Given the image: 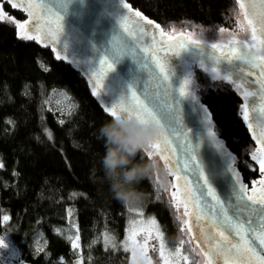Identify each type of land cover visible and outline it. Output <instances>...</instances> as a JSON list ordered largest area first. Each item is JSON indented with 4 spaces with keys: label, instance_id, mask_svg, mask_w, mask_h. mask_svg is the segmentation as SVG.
I'll return each instance as SVG.
<instances>
[{
    "label": "trees",
    "instance_id": "trees-1",
    "mask_svg": "<svg viewBox=\"0 0 264 264\" xmlns=\"http://www.w3.org/2000/svg\"><path fill=\"white\" fill-rule=\"evenodd\" d=\"M124 1L163 30L233 29L240 15L237 0ZM3 6L8 14L26 19L23 11ZM211 75L197 68L191 89L206 107L216 138L231 155L242 181L251 188V181L259 177L258 165L250 158L258 145L242 119V97L228 82ZM52 91L62 92L73 103L63 119L46 107ZM112 118L70 62L57 59L51 47L37 40L19 39L14 25L0 21V163L4 165L0 217H10L0 221V235L7 234L20 264H76L77 259L81 264H129L128 251L101 241L103 234L120 239L128 217V206L114 199L109 184L102 182L105 148L97 134ZM150 160L145 151L138 152L137 162ZM136 188L143 193L141 210L157 219L165 246L181 247L187 257L183 264H205L187 226L181 231L186 218L172 206L169 191L155 182V172ZM71 220L75 238L79 235L76 249L58 230ZM37 234L45 252L33 256L29 246Z\"/></svg>",
    "mask_w": 264,
    "mask_h": 264
},
{
    "label": "snow or ice",
    "instance_id": "snow-or-ice-1",
    "mask_svg": "<svg viewBox=\"0 0 264 264\" xmlns=\"http://www.w3.org/2000/svg\"><path fill=\"white\" fill-rule=\"evenodd\" d=\"M66 2L70 3V0H66ZM121 2L123 3V0ZM237 2L243 12L245 7L244 3L242 0H237ZM5 3L13 9L26 12L29 19L23 22L16 20L15 17L5 12L3 7ZM261 4L264 5V0H261ZM37 6L34 0H0V21H7L9 24L14 25L19 39L37 40V42H40L37 36L32 35L26 30L27 25L35 15L34 9ZM123 7L131 11L127 3H123ZM134 15L144 20L146 25L156 30L151 39L156 43V35H159L161 37L159 41L160 48L145 47L140 49L143 53H150V60L146 61L143 65L144 68L149 70V80L142 89H135L132 84H128L127 92L130 93V101L126 102L127 97L125 96L121 98L119 104L114 103L111 106H106L104 111L111 117H120L123 114V116L129 119L135 118L145 124L155 123L159 125L161 128L159 137L148 145L144 151L149 158L158 156L165 163L169 174L175 177L176 181L184 180L185 177L177 175L171 168V155H174L177 151L173 147V138L179 136L184 137L182 143L188 145L186 151L188 159L184 162V168L186 171L191 169L193 173L198 175L192 187L188 186L192 185L193 182L191 180L185 181V187L183 189L176 183L173 184L172 187L175 190L171 191L172 206L177 211L183 206L184 217L192 215L191 208L194 207L196 209L195 219L197 224L199 225L203 222L208 224L206 232L203 228L201 229V234L204 236L203 241L196 245L200 249L199 254L205 258V264H264V232L257 233L253 227L257 224V217H260L259 223L264 224V126L260 127L259 135H257L253 129V124L248 122L249 111L247 104H241L242 119L246 123L249 132H251L253 139L259 145L251 153L250 157L251 161L258 165L259 177L251 181V188H249L242 181L237 169L230 165L228 170L232 178V199L234 201V204L230 205L226 200L222 199L221 194H218L217 188L213 186V175L206 173L203 162L198 160V156L195 154V147L191 145V141L189 140V134L192 130L180 128L183 122L180 118L179 106L182 99H186L196 103L198 111L203 113L204 121L208 126V135L216 146L221 149L224 147L216 138L212 121L206 109L200 104L199 98L191 90L195 78L191 67L178 76V72L173 66L174 60L171 59L172 57L183 58V56L192 55L194 52L199 56H203V51H200L202 41L200 39H193L192 33L185 35V33L181 32L177 35L183 37V40L178 44L173 43L177 39V35L168 34L161 28V25L142 16V13L139 11H136ZM243 15L244 20L247 22V28L251 32V42L248 39L236 40L233 38L228 44L211 43L210 48L220 53V55L211 57L214 61V65L211 67L206 66L205 61L200 59L198 68L205 74L210 72L212 74L211 79L213 80L235 83L231 75H221L220 69L215 65H219L221 61H225L233 67L236 66L235 62L237 61L245 65H250L253 71L246 72V75L253 78L251 82L254 85H258L262 93L261 100H264V12L259 16V28L253 23L252 19H249L247 13H243ZM58 19H62V16L58 17ZM127 21L128 17H122L121 28L123 32L119 33L117 37H114L112 41L114 47L109 49L106 55L99 58L100 70L98 73L94 72L92 74L93 78L97 79V83L92 89L94 96H101V93L98 91L101 87L99 80H103L110 72H114V66L120 62L122 57L134 54L135 49H130L127 53L124 51L128 38L138 43L140 38L146 35L144 27L139 26V31H134L128 26ZM237 25L241 31H245L244 25L239 21H237ZM60 30L62 28L58 24L57 31ZM219 31L223 33L227 29L220 28ZM258 31L260 36L257 35ZM51 35L53 39L56 38L55 32L51 33ZM257 43L259 46H257ZM252 49L255 51H252ZM53 50L55 51V49ZM57 59H64V57L57 55ZM193 62L196 63L195 60ZM256 69H259V71H254ZM239 71L245 73V68L241 66L239 67ZM174 84H178V87L175 89L173 88ZM236 87L239 89L240 85H236ZM173 91L177 92L178 96L173 95ZM242 95L247 98L248 96L255 95V93L245 91ZM169 97H171L172 103L168 102ZM260 112L264 114V106L261 107ZM224 132L225 129L222 126L220 128L221 136H224ZM47 135L49 139H52L50 132H47ZM224 138L228 139L229 137L225 136ZM175 163L179 164L180 161L177 160ZM193 164L194 167H192ZM245 166L250 167L253 171L257 170L252 165L246 164ZM3 167L4 165L0 163V168ZM257 185L259 189H257ZM208 198H210L211 202H209ZM230 208L232 209L231 215L229 214ZM9 219L10 217L8 215L0 217V221L2 222H7ZM177 219H180V217L177 216ZM148 224L156 227L155 238L160 242L159 250L161 256H163V233L159 230L155 218H150ZM184 226H187V232L191 236L193 229L188 219L182 220V232L185 231ZM136 235V231L133 230L131 235L126 237L127 240L132 241L130 246L125 247V251H132L133 264H136L138 258L145 256L147 239L149 238L146 237L145 245L137 246L134 240ZM198 239L199 237H191V240ZM78 240L79 235L77 234L76 238L72 239L73 249L79 247ZM184 243V240L180 241L181 245ZM105 244L109 247L114 246L111 238L107 235L105 236ZM138 247L140 249L139 253ZM8 249L9 244L6 243L4 237H0V264H13L10 257L15 255V252L9 253ZM180 250L178 247L176 253H179ZM36 251L42 253L44 252V248L38 246ZM184 259L187 260V257H184ZM15 264H19V260L15 261ZM148 264H151L150 260ZM164 264H168V261L165 260Z\"/></svg>",
    "mask_w": 264,
    "mask_h": 264
},
{
    "label": "water",
    "instance_id": "water-1",
    "mask_svg": "<svg viewBox=\"0 0 264 264\" xmlns=\"http://www.w3.org/2000/svg\"><path fill=\"white\" fill-rule=\"evenodd\" d=\"M242 2L245 5V12L252 16L253 20L258 24L260 14L264 12V5L261 4V0H242ZM34 3L38 6L34 9L35 15L27 25L26 30L37 36L40 44L49 46L52 50L55 49L53 51L56 56L64 57L66 61L70 62L73 68L85 77L91 89L97 83V79L93 78L92 74L94 72L98 73L100 70L99 58L106 55L108 50L114 47L112 43L114 37L123 32L121 28L122 17H128V26L134 31L138 32L139 26L144 27L146 35L142 36L138 43L128 38L124 47L125 53L130 49H135L134 54L122 57L120 62L114 66L115 71L110 72L103 80H99L101 87L98 91L101 96L98 98L105 108L114 103L119 104L121 98L125 96L127 97L126 102L130 101V93L127 92L128 84H132L135 89H142L145 86L149 80V70L144 68L143 65L150 60V53H143L140 49L145 47L159 49L161 37L156 35V43H154L151 37L156 30L134 15L137 11L136 9L131 6H129L131 11L125 9L123 7V3H126L124 0L123 3L121 0H70V3H67L66 0H34ZM24 14L26 19H29L27 13L24 12ZM61 16L62 19H58ZM142 16L144 15L142 14ZM58 24L62 28L60 31H57ZM53 32L56 35L55 39L51 35ZM258 34L260 36L259 31ZM181 40H183V37L177 35V39L173 43L178 44ZM200 51H203V56H199L194 52L192 55L183 56V58H171L174 60L173 66L177 70L178 76L185 72L188 64L194 63V60L189 57L197 60L203 59L206 66L211 67L214 65L211 57L220 55V53H216L208 45H203L202 43ZM197 60H195L196 63L199 62ZM235 65L233 67L225 61H221L219 65L215 66L230 73L234 80H238L245 88L256 94L255 99L247 103L249 111L248 122L253 124V129L259 135L260 127L264 126V114L260 112L261 107L264 106V100H261L262 93L258 85H254L251 82L253 78L246 75V72L253 71L251 66L239 61L235 62ZM241 66L245 68V73L239 71ZM254 71L258 72L259 69ZM176 87H178V84L173 85L174 89ZM172 94L178 96L175 91ZM168 102L172 103L171 97L168 98ZM203 107L206 109L205 106ZM179 109L180 118L183 122L180 128L192 130L189 134V140L191 145L195 147V154L198 156V160L203 162L206 173L213 175V186L217 188L218 194H221L222 199L226 200L230 205L234 204L232 199V178L228 170L230 165L234 167L231 163V155L226 151L225 147L223 149L217 147L209 137L208 126L204 121L203 113L198 111L196 103L182 99ZM182 141H184L183 136L173 138V147L177 151L174 155H171V168L177 175L185 177L184 180L176 181L178 186L183 189L186 180L193 182L192 185H188L189 187L194 186L198 174L193 173L191 169L186 171L184 168V162L188 159L186 155L188 145L182 143ZM177 160L180 161L179 164L175 163ZM192 167H194V164ZM208 199L211 202L210 198ZM191 212L192 215L187 217V219L193 229L192 235L199 237L195 241L201 243L204 239L201 229L203 228L206 232L208 224L203 222L198 225L195 219L196 209L194 207L191 208ZM229 214H232L231 208L229 209ZM256 219L257 224L253 227L257 233L264 232V224L259 223L260 217Z\"/></svg>",
    "mask_w": 264,
    "mask_h": 264
},
{
    "label": "rangeland",
    "instance_id": "rangeland-1",
    "mask_svg": "<svg viewBox=\"0 0 264 264\" xmlns=\"http://www.w3.org/2000/svg\"><path fill=\"white\" fill-rule=\"evenodd\" d=\"M4 10L5 12H8L5 8ZM242 14L243 13L240 12L238 21L244 25L245 31H241L238 25L235 26L233 29H227V31L223 33H221L219 29L216 31H210V30H203L201 28H198L196 30H185L184 31V30L173 28V27L168 30H164V31L170 35H177L178 33H181V32L185 33V35H187L188 33H192L193 39H200L203 45H208V46H210L211 43L228 44V42L233 38H235L236 40L248 39L249 42H251V36L249 37L251 33L249 29L247 28L246 21L244 20V17ZM10 15L15 17L12 14ZM16 20L21 21V22L25 21V19H19V18H16ZM189 67H191V70L194 73V71L198 68V63H190L187 65V69ZM225 82H228L234 89H236V91L238 90L236 87L237 85L236 83H232L230 81H225ZM193 85L194 83L192 84V88H193ZM191 90L194 92L193 89ZM45 103L48 109L55 112L62 119L66 117L71 111V109L73 108V103L69 100V98L66 95H64L60 91H52ZM151 158L152 160L154 159L158 161L160 168L164 170V173L166 176V180L161 182L159 172H155V182L158 183L160 186L163 185V187L167 189V193L169 191L171 195V191L175 190L172 187L173 184L176 183L175 177L169 174L168 169L165 166V163L161 161L158 156H153ZM142 206H143L142 202H140L138 205L128 206V214H127L128 217H127L126 228H125L123 236L120 237V239H115L112 235L103 234L101 236V241L103 242V244L106 247H109L105 244V236L107 235L109 238H111L112 244H114V246L110 248H119V249L125 250V247L130 246L132 243V241L127 240L126 237L131 235V232L135 230L137 235L135 236L134 240L137 246L145 245L146 237H149L147 239L146 254L143 258H138L136 261V264H148L149 260L151 261V264H164L165 260L168 261V264L185 263L187 260L184 259L185 255L183 254L181 247H179L181 249L180 252L176 253V249L178 247H175V248L172 247V249H169L165 246L166 239H165L164 233L161 229L159 222L153 215L143 213V211L141 210ZM178 211L183 215V212H184L183 206H181ZM150 218H155V220L157 221V226L159 230L163 233V240H164V255L163 256H161V253L159 250L160 242L155 238L156 237V227L148 224V220ZM185 218L187 219V217ZM58 230L62 231L67 236V238H69L71 241L72 239H75V230L73 227V220H71L68 225L63 226V228L61 229L59 228ZM0 237H4L6 243L9 244L8 252L9 253L15 252V255L10 257L12 262L17 261L18 259L17 251L13 247L7 234L4 233L3 235H0ZM38 246L43 247L44 252H45L44 241L42 237H40L37 234L33 237V240L29 246V250L33 251L32 252L33 256L34 255L36 256L38 254V252L36 251ZM139 251L140 249L138 247V253ZM128 252H129V264H133V253L131 250H129ZM76 255L77 257L80 256L78 252L76 253ZM45 258H47V255H45ZM76 264H81V260L77 259Z\"/></svg>",
    "mask_w": 264,
    "mask_h": 264
},
{
    "label": "clouds",
    "instance_id": "clouds-1",
    "mask_svg": "<svg viewBox=\"0 0 264 264\" xmlns=\"http://www.w3.org/2000/svg\"><path fill=\"white\" fill-rule=\"evenodd\" d=\"M160 132V126L155 123L145 124L125 116L113 117L100 126L97 138L103 141L105 148L102 182L109 184L114 199L127 206L138 205L143 200V193L137 190L136 185L142 179L159 172L161 182L166 180L158 161H136L138 152L155 141Z\"/></svg>",
    "mask_w": 264,
    "mask_h": 264
},
{
    "label": "flooded vegetation",
    "instance_id": "flooded-vegetation-1",
    "mask_svg": "<svg viewBox=\"0 0 264 264\" xmlns=\"http://www.w3.org/2000/svg\"><path fill=\"white\" fill-rule=\"evenodd\" d=\"M240 12L241 13H246L245 12V10H243V12H242V10H241V8H240ZM248 14V13H247ZM243 15V14H242ZM243 17H244V15H243ZM248 17H249V19H252L253 20V17L252 16H250L249 14H248ZM238 19H239V17H238ZM253 23L257 26V28H259L258 27V24L255 22V20H253ZM246 24H247V22H246ZM249 31H250V29H249ZM251 33V32H250ZM257 35L259 36V34H258V32H257ZM251 35H249V37H250ZM257 46H259L258 45V43H257ZM210 47V46H209ZM213 50V49H212ZM246 50V49H245ZM213 51H215V50H213ZM252 51H255L254 49H252ZM216 52V51H215ZM217 53V52H216ZM189 58H191L192 60H197V59H195V58H193V57H189ZM197 61H199V60H197ZM220 72H221V75H225V74H229V75H231L230 73H228V72H225V71H223V70H221L220 69ZM232 76V75H231ZM234 80V79H233ZM235 81V83L237 84V85H240V87H239V89L237 90V93L240 95V96H242V103L243 104H247L249 101H253L254 99H255V97H256V94L255 95H253V96H248L247 98H245L243 95H242V93L243 92H245V91H248V92H252L251 90H248L247 88H245L244 86H243V84L241 83V82H239L238 80H234ZM236 90V89H235ZM259 146V145H258ZM257 189H259V186L257 185Z\"/></svg>",
    "mask_w": 264,
    "mask_h": 264
}]
</instances>
